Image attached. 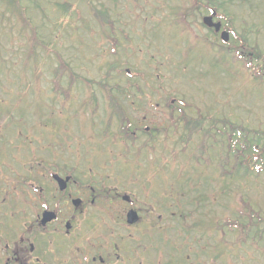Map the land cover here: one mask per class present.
<instances>
[{
  "label": "rangeland",
  "instance_id": "obj_1",
  "mask_svg": "<svg viewBox=\"0 0 264 264\" xmlns=\"http://www.w3.org/2000/svg\"><path fill=\"white\" fill-rule=\"evenodd\" d=\"M135 1L22 0L21 4L27 8L29 18L36 29L37 44L35 49L33 47L34 37L31 35V31L27 30L26 32L29 35V40L28 37L21 33V23L7 14L5 17V6L0 4V149L4 150L5 147L3 145L5 144L9 149L15 150L18 148L17 144L19 141L17 139H19V136L21 137L22 135L25 140L30 137L29 140H26L28 143L20 147L19 151L23 153L26 150L28 151V155L19 157V163L14 159L9 160L8 157L6 160L10 162L14 173H8L9 167L4 172L3 168L5 166H1L0 177H2L1 174L3 173L7 180L11 179V182H14L17 177H23L25 181L32 182L36 175H46L47 173L39 167L48 171L46 163H49L51 160V154L45 148H42V153L38 155L37 151L41 146L50 145L49 140L53 137V130L57 132L56 135H59L58 138H63L66 145L69 141L72 142L73 136L79 139L87 137V140L85 138L82 141L75 140L78 146L83 143V150H87L88 153H96L97 149L103 151L104 146H110V142L104 141L103 146V143L98 142L99 139H95V136L104 127L101 119L107 122L109 117L116 114L112 110L106 113L105 110L110 107L105 108V97L111 95L117 98L119 97V93H122V97L125 99L120 100V102H122L125 108L129 105L127 102L130 103L131 99H136L135 96L146 95V86H149L151 96H156L155 99L157 100L167 98V96L173 94V98L177 100L174 110L176 114L183 111L187 116L199 117L202 120L212 115L216 120H228L233 125L242 124L253 130L259 129L261 126L264 128V102H259V99L264 98L263 93L259 90V86H255L252 83L243 84L249 78L243 71L237 72L238 70L236 71L235 68H230L235 70V72H231L230 70L226 73L217 72L219 79L213 81L210 77L198 80V75L196 74L198 71L200 73L211 71V67L207 64L208 61L203 64L199 63L198 65L194 61L185 68L184 72L186 75L184 76H178L174 70H172V73L167 70L168 63L172 64L174 60L184 61L191 58V46L189 48V45H196L197 50L194 53L199 54L201 59L205 58L200 43L193 41V38L202 40V38L206 37L211 43H214L215 38L213 34L200 25L207 11H201L197 20L193 21L190 19L188 22L187 19L185 21V24L189 27L193 24L196 30L190 34V38L185 35L181 28L169 30L165 35L160 34L159 37L154 38L151 31L155 29V24L149 21V25H147L143 20L134 22L132 14L134 9H131V7L135 6ZM145 1L140 0L143 7H146V11L141 15L143 19L150 18L146 12H151L152 8L158 9L157 6H159V4L157 6L154 5V2H151V4L150 0L148 2ZM199 1L205 5L202 0ZM258 1L257 5H250L245 0H223V8L220 11L228 12L231 15L234 20L233 30L236 34L243 36V43L249 41L253 45L255 44L254 40H259L258 37L254 38L256 35L250 34L254 30V26H258L260 22H263L261 16L264 13V6L261 8L260 12L262 13L260 14L259 12L255 14V10L259 8V5L261 6L264 3V0ZM186 3H182L183 7H186ZM55 4L66 5L70 8L72 15L64 21V23L67 21V24H61V18L65 14L63 15L60 11L56 10ZM36 5L39 7L36 8ZM171 5H174L175 8L180 6L177 1L173 4L168 1L166 4V6ZM92 6H95L97 11L103 13L107 11V15L111 19L109 26L102 27L104 19L95 11H91ZM137 12L139 13L140 11ZM159 16V21H163V14L161 13ZM167 22L169 23V21ZM144 31L147 33L146 36L143 35ZM114 32H117L116 39L118 38L119 40L116 43V35H113ZM165 38L176 39L179 41V44L176 41L175 45H173V40H170L169 43L167 41L165 44ZM217 43L221 44L219 38H217ZM260 44L263 47L264 32L261 33L259 46ZM203 55L204 57L202 58ZM205 59H209V51ZM60 62L64 64V69L62 70H60ZM198 66L200 67L198 68ZM170 68L173 67L170 65ZM192 70L195 71L196 80L189 82L188 78L194 75L191 73ZM144 73H148L147 76L143 77ZM161 77L164 87L160 84L157 85V80ZM210 80L211 86H209ZM104 85H110L112 89L104 90ZM89 96L97 98L99 113L93 114L95 111L89 108H87L86 112H83V107H76L80 116L79 118L76 117L75 121H73L69 117L62 119L52 112V103L56 102L60 109L57 108L59 110L57 112H60L64 108L57 102L66 100L79 102ZM153 103L156 104V101H153ZM73 105L78 106L79 104L73 103ZM139 109L141 112L133 115L130 109L125 108V118L141 121L145 116L149 121L147 126L151 129H169L168 134L162 131L158 139L154 138L152 140L151 143L153 145L148 160L153 162V165H161L162 171L164 167L165 169H169L173 164L177 166L174 168L179 171L178 174L181 171L182 176H185L186 173H183L180 167L185 165V161L190 160L192 164L189 162L191 167L188 168V172L190 176H195L194 180L196 182H201L202 179L197 178V176L199 173L205 172L206 168L202 163H194L195 158L191 152L196 149L198 144L202 143V148L200 147L199 152L204 153V158H211V139L210 141L208 139L202 141L203 137L196 135L193 136L192 140L187 138L181 141L179 137L182 132L180 125L178 134H174L170 121L165 120L160 111L153 107L150 109ZM62 113L66 115L64 112ZM117 115L118 117L111 121L113 125L110 126L109 133L114 130L121 118L122 113L120 110H118ZM93 120L97 124V129L94 131L91 139ZM57 122L63 123V127L59 128L56 125ZM205 123V130L207 125L211 130V120ZM8 127L10 130H8ZM218 127H221V125L219 124ZM203 132L205 133V131ZM40 133L41 135H38ZM143 136L139 135V138ZM122 137H127V132H123ZM52 141V143L60 144L59 141ZM25 145H31L29 147L30 150ZM135 147L138 146L136 145ZM135 147L128 145L127 149L124 150L118 146V149L122 151L115 150V152L119 157L124 158L127 150L134 151ZM35 157L38 160H34ZM108 157L114 160L117 158V155L113 153L112 156L109 155ZM214 159L216 162V157ZM91 160L93 163L87 164L86 168L79 167L76 171L84 174V172L92 167V170L96 172L99 179L102 176H110L115 182L119 183L120 181L129 187L128 183L130 180L125 179L131 176V171L128 170L127 166H120V169L123 171L120 175V180L116 176L117 167L109 163L108 160L105 161L107 164L102 162L104 156L99 161L103 164V168L99 164H94L95 160L98 161L99 158L96 157L95 160ZM143 160L145 161L146 159ZM33 161L36 166L34 172L31 171ZM200 161L202 162V159ZM231 162H233L232 159H230ZM74 164L75 159L68 166L74 169L76 167ZM152 172L156 173V170ZM152 172L150 176L154 181L152 182L151 191L138 192L135 187L129 189L137 195V205L145 212L141 216L143 219L140 225L142 226L138 230L136 228L126 230L123 227H119V239L115 232H111V222L117 220V215L113 213L112 218L95 215L94 222L99 227L93 231H85L84 221L79 218L78 222H82V224L78 236L82 235L85 239H92L95 237V233L97 234L96 236L100 234V238H107V243L103 239L98 238V243L102 246L100 250L105 255L111 253L112 250L109 243L112 244L114 242L130 249V253H124L120 250V257L130 256L132 258L139 256L137 259L143 258V264H167L170 255H174L175 258L185 256L190 260L189 263H185L182 259H176L175 264H226L224 260L218 259H216V262L212 260L211 263V260L207 256V252L210 250L207 244L211 243L209 239L202 244L192 243L190 246H187L188 249L184 248L178 252H175L171 245L165 246L162 244V240H159L162 230H157L158 228L154 225L160 222L159 226L161 229L165 227L168 230L167 239L174 242L178 241L174 232L178 231L176 226L181 221L177 217L174 221H171L176 216V205L178 203L183 202V206L191 209L190 213L191 216L193 214V217H190L188 220L190 224H193L195 220H205L207 217L202 216L204 209L184 205L185 193H187L188 188H183V194L176 191L172 187L174 174L166 170L165 174H167L168 180H164L165 188L159 193L157 189L163 185V182L160 179L161 184L158 177L155 178L157 175H152ZM141 173L143 172L141 171ZM86 176L87 178L93 177L88 173ZM131 178V183L135 185V180H133L135 174ZM217 179L221 178H213L211 176L212 193L215 189H219L217 185L223 187V184L218 182ZM189 180L184 178L183 184H186ZM105 182L108 183V180H105ZM242 183L244 182L242 181ZM242 183H236L235 185L238 187ZM6 186L7 190H9L11 183ZM245 188H249L250 190L249 195L252 197L251 201L254 209L259 213L260 217H263L264 173L261 175L260 183L259 180L250 179L249 184ZM25 191L29 195L32 194L27 189ZM4 197H6L5 194ZM8 197L9 194L7 195ZM109 198L106 205H102L103 208L124 216V208L128 206L115 200L111 203ZM8 201L10 202V198H8ZM228 202L229 200L223 202L219 211L220 215L227 213ZM33 204V199L29 203L26 201V204L20 200V205H24L25 212H20L16 216L25 213L30 218H34V213L38 208L34 210ZM39 207L42 209L41 206ZM153 211L154 213H152ZM1 212L2 221H6L11 217V214L6 213V207H3ZM219 214L211 211V218H218ZM260 229L264 230V224L260 226ZM2 230L5 231L4 229ZM18 230L20 231L21 228ZM225 233L229 241L236 240V232L225 229ZM189 235L191 236V234ZM183 236L185 235L183 234ZM249 237L250 239L243 245L238 255L231 258L234 264H264V234L261 237H255L254 234H251ZM253 240L257 241L256 243L261 250L252 242ZM157 241L160 243L155 244L154 242ZM87 244L86 240H81V242L77 240V243L74 241L71 243L63 241L61 244L62 252L59 255L55 252L54 255H57L55 259L60 264H72L73 262L85 264L83 261L86 256H89L90 259L95 256V252L90 249L83 251L84 245ZM144 249H146V253ZM197 250H199V254L196 258V256L193 257L192 253H195ZM105 255L104 257H106Z\"/></svg>",
  "mask_w": 264,
  "mask_h": 264
},
{
  "label": "trees",
  "instance_id": "obj_2",
  "mask_svg": "<svg viewBox=\"0 0 264 264\" xmlns=\"http://www.w3.org/2000/svg\"><path fill=\"white\" fill-rule=\"evenodd\" d=\"M11 1H14V0H11ZM17 5L15 6V9L17 10L20 9V12L24 14L23 18L25 19L26 10L17 8L19 7ZM9 9L12 10L10 6H9ZM21 13L19 14V11L18 13L15 11L12 12V14H16L17 16L19 14L20 18L22 19ZM98 13L102 15V17L107 16V14H103L100 12ZM109 21L110 19L106 18L104 20L103 25L104 26L109 25ZM24 22L29 23V20H25ZM35 40L36 39L34 36V41ZM60 64H61L60 70L64 69V64L61 62ZM211 128H213L214 130L215 128L214 124L211 125ZM217 131H218V135H214L211 131V140H212L211 147H213L216 144H220L221 146H224V144H226V146L228 147V152H224L223 149H221V152H220L221 155H219L220 163H221L220 165H222V163H225L227 166V169H225L223 166H220L218 167L219 169L217 170L218 171L222 170L226 174L227 181L231 180L232 182H235V181H238L239 178L247 179L251 174L254 173L253 168L255 167V162H256V159L254 158L255 156L253 158L248 159L247 161L239 162L238 155L236 154L237 162H235V164L231 166L230 159H229V155L231 154V144H234L233 152H237V149L235 147L236 146L235 144L237 143V140H238V137L235 135L236 130L235 128H230V129H225L224 132L219 131V130ZM218 137H220L221 139L222 138L225 139V143L220 142ZM254 149L257 150V148H254ZM260 171H261V168L258 167L257 173ZM200 188L202 189V185L201 183H198L197 184L198 191H195L196 193L199 192L198 196L194 194H188V202L191 205L195 206L197 209H204L202 216H206L208 218L207 221L199 220V222L196 224L197 226H200L204 229L211 230V243L214 242L213 244H211V246L214 247V250H211V257L213 261L216 262V259L222 260L223 258L237 256L238 253L242 250L243 245L246 244L247 240L250 239L249 236L251 234H255L256 236H259V237H261L264 234V230L260 229V224L263 222V220L259 216H256V214L252 211V208L248 202L241 201L242 199L241 194H239L238 197H234L235 195H233L234 201L231 202L232 212L230 211V213H232L233 216H228V215L223 214L220 219L218 218L212 219L211 209L214 211V210L219 209L222 206L223 202H225L229 196V193H230L228 191L229 189L225 185L224 188L220 187L219 191L214 193L211 196V192H208L207 190L205 191L200 190ZM236 212L239 213V216H236L233 214ZM246 212H250V213H246ZM224 226H227L230 231L236 232L237 238L235 241L228 240V237L224 230ZM254 229H255V232H254ZM252 242L258 247L256 240H253ZM258 248L259 250H261L260 247ZM226 264H229V262H227Z\"/></svg>",
  "mask_w": 264,
  "mask_h": 264
},
{
  "label": "flooded vegetation",
  "instance_id": "obj_3",
  "mask_svg": "<svg viewBox=\"0 0 264 264\" xmlns=\"http://www.w3.org/2000/svg\"><path fill=\"white\" fill-rule=\"evenodd\" d=\"M67 172L58 174L63 179L71 178V181L65 184L66 190L63 192L60 190L61 184L56 179V175L36 178L34 191L37 195L35 203L38 212L31 224L30 238L26 243L21 240V244L11 250L6 264L32 263V255L36 251L41 252L39 247H45L46 241L52 245L53 240L58 236L71 237L76 229V217L95 214L98 210V203L101 200L99 189L88 183L86 176H71ZM116 198L117 202L122 201L120 195L116 194ZM74 201H78L77 206ZM45 213H53L56 218L43 224ZM69 225L70 232L67 231Z\"/></svg>",
  "mask_w": 264,
  "mask_h": 264
}]
</instances>
